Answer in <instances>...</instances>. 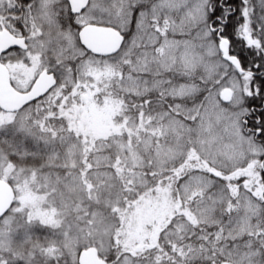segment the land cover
<instances>
[{
  "label": "snow or ice",
  "instance_id": "1",
  "mask_svg": "<svg viewBox=\"0 0 264 264\" xmlns=\"http://www.w3.org/2000/svg\"><path fill=\"white\" fill-rule=\"evenodd\" d=\"M0 264H264V0H0Z\"/></svg>",
  "mask_w": 264,
  "mask_h": 264
}]
</instances>
